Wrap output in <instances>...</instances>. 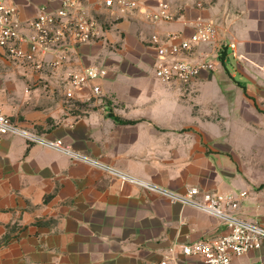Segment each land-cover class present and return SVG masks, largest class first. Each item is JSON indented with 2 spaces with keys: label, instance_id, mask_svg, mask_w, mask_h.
<instances>
[{
  "label": "crops",
  "instance_id": "crops-1",
  "mask_svg": "<svg viewBox=\"0 0 264 264\" xmlns=\"http://www.w3.org/2000/svg\"><path fill=\"white\" fill-rule=\"evenodd\" d=\"M173 2L174 21L120 17L105 41L72 46L60 67L17 65L0 48V112L146 183L233 194L240 217L264 224V0ZM45 3L17 0L18 17ZM198 16L218 26L220 51L200 45L180 58L213 59L216 70L188 84L156 80L151 38L188 37ZM91 64L108 71L101 95L67 99L66 73ZM226 233L211 215L61 152L12 135L0 142V264H155L173 245L176 264H205L181 246ZM231 264H264V245Z\"/></svg>",
  "mask_w": 264,
  "mask_h": 264
},
{
  "label": "built area",
  "instance_id": "built-area-1",
  "mask_svg": "<svg viewBox=\"0 0 264 264\" xmlns=\"http://www.w3.org/2000/svg\"><path fill=\"white\" fill-rule=\"evenodd\" d=\"M16 2L17 0H0V48L13 61L37 69L46 63L60 67L72 46L100 39L103 31L98 18L100 15L114 19L141 12L153 22H171L179 14L165 1H159L155 6H145L143 0H46L36 17L24 22L18 17ZM191 27L192 33L188 37L171 34L165 43L158 36L151 38L158 57L155 64V77L158 80L188 84L199 78L202 72L216 70V60L193 63L180 58L200 45H215L217 52L220 51V30L214 22L198 16L191 22ZM52 53L57 54L56 58L46 62V56ZM107 75V69L97 64L68 71L64 79L67 99H74L76 93L85 89H89L92 96L98 98L102 93L98 81ZM9 135L61 152L72 160L86 163L123 183L145 188L174 204L194 208L225 224L227 233L212 241L200 240L182 245L181 253L185 256L197 257L205 264H231L234 258L260 250L264 245V224L240 217L236 213L239 202L233 194L206 193L197 187L178 193L146 183L73 151L61 139H50L34 130L22 128L0 112V142L4 136ZM176 258L177 246L173 245L168 248L163 259L155 264H176Z\"/></svg>",
  "mask_w": 264,
  "mask_h": 264
},
{
  "label": "rangeland",
  "instance_id": "rangeland-1",
  "mask_svg": "<svg viewBox=\"0 0 264 264\" xmlns=\"http://www.w3.org/2000/svg\"><path fill=\"white\" fill-rule=\"evenodd\" d=\"M147 1H149V2H153L154 3V6L155 5H157V3L159 2V1H165V2H168V3H170V5L172 6V4L171 3H174L173 2V0H147ZM98 18H99V21L102 23V27H103V31H102V37L100 38V39H102L103 38V40L105 41L107 38V32L108 31H111L112 32V30H114V28H115V25L117 24V23H119V22H121L122 20H123V18H110V17H107V16H105V15H100V16H98ZM100 39H98V40H100ZM151 43V42H150ZM110 45H113V44H110ZM152 45V44H151ZM119 47H112L111 49H113V50H117ZM10 60L14 63V64H17V65H22V63L20 64L19 62H16V61H13L11 58H10ZM23 65H25V64H23ZM91 65H93V64H91ZM98 65V64H97ZM154 78H155V75L153 74L152 75ZM156 80H157V78H155Z\"/></svg>",
  "mask_w": 264,
  "mask_h": 264
}]
</instances>
